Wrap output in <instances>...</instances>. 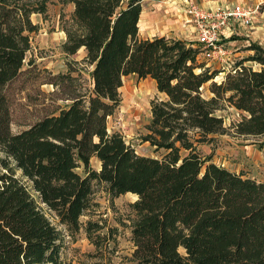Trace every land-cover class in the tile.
Segmentation results:
<instances>
[{"label": "trees", "instance_id": "trees-1", "mask_svg": "<svg viewBox=\"0 0 264 264\" xmlns=\"http://www.w3.org/2000/svg\"><path fill=\"white\" fill-rule=\"evenodd\" d=\"M60 1L74 6L63 51H85L89 86L75 84L73 68L54 76L67 105L14 132L12 88L33 75L25 68L39 29L32 16L46 14L48 0H0V264H67L63 232L44 206L70 235L85 231L93 264H264V182L219 165L199 147L225 132L217 115L224 100L247 113L238 134L264 147V47L248 46L254 54L236 73L213 70L199 62L193 43L141 37L143 0ZM223 71V81H214ZM130 75L152 78L166 94L151 100L143 137L166 151L163 158L139 153L108 130ZM208 82L213 95L206 98ZM93 156L100 171L90 165ZM101 190L109 202L102 211ZM126 193L138 198L121 212L114 201ZM121 227L133 243L126 254L118 249Z\"/></svg>", "mask_w": 264, "mask_h": 264}, {"label": "rangeland", "instance_id": "rangeland-1", "mask_svg": "<svg viewBox=\"0 0 264 264\" xmlns=\"http://www.w3.org/2000/svg\"><path fill=\"white\" fill-rule=\"evenodd\" d=\"M205 2L206 0H146L143 5L144 15L140 21V36L154 37L162 33L169 37L184 39L198 46L199 41L193 32L192 23L187 21L188 11L194 4L203 7L213 4ZM221 2L216 4H221ZM241 3L253 7L260 4V8L254 14L252 26L238 25L231 38L226 41L231 53L230 58L236 64L242 58L254 54L253 51L247 50L251 44L257 43L264 47V0ZM73 8L71 2L63 4L60 0H48V12L46 14L35 13L32 16L33 22L38 24L39 29L31 34L32 48L27 55L25 68L32 67L33 75L30 77L23 75L13 85L11 121L14 132L37 122L39 118L52 112L53 109L67 105L68 101L62 98L59 90L51 83L55 79L54 76L61 73L68 74L73 68L75 70L70 73L78 77L75 84L83 87L89 86L90 66L84 61L85 51L82 49L74 55H69L62 48L66 40L63 25L71 18ZM31 59L33 60L32 65L29 64ZM199 62L205 63L206 67L209 66L213 70L226 69V62L218 59H205L203 55H199ZM245 65L260 68L258 63L252 61H246ZM223 72L216 76L214 81L218 83L223 81L225 71ZM209 83L202 88L203 96L206 98L213 95ZM120 92L121 104L115 113L108 117V130L110 132L119 131L139 153L163 158L166 151H157L149 141H144L143 137L147 134V125L152 119L151 100L165 99L166 94L159 92L152 78L138 79L134 75L124 79ZM217 115L224 119L225 132L216 133L212 141L200 144L201 150L205 154L212 153L213 161L219 165L226 166L237 174L243 173L244 177L264 182V147L260 145V138L245 137L239 135L236 130V125L247 114L224 100L221 102V108L217 110ZM90 165L98 171L101 170V162L95 156L91 158ZM79 172L82 173L83 169L80 168ZM133 194H122L115 199L114 203L119 211L124 212L126 204L137 199V196ZM96 197L102 205L101 211L104 210L109 204L105 192L99 191ZM44 208L51 221L57 224L63 232L65 247L62 259L67 264H93L95 259L90 253L95 252V246L86 237L85 231L82 229L75 235H70L69 231L57 221L55 215L46 206ZM115 214L116 212L109 210L112 225L116 224L113 219ZM86 218L84 217L83 220ZM130 236L129 230L121 227L117 237L120 253L126 254L132 250L133 243L130 241ZM114 261L118 262L119 258L115 257Z\"/></svg>", "mask_w": 264, "mask_h": 264}, {"label": "built area", "instance_id": "built-area-1", "mask_svg": "<svg viewBox=\"0 0 264 264\" xmlns=\"http://www.w3.org/2000/svg\"><path fill=\"white\" fill-rule=\"evenodd\" d=\"M259 8L260 4L253 7L241 2L237 4L221 2L206 7L191 5L187 21L192 23L193 32L198 38L199 54L205 59L226 62L227 71L238 72L241 69L240 65L231 60L226 41L231 38L238 25L252 26L254 14ZM243 113L247 114L244 111Z\"/></svg>", "mask_w": 264, "mask_h": 264}, {"label": "crops", "instance_id": "crops-1", "mask_svg": "<svg viewBox=\"0 0 264 264\" xmlns=\"http://www.w3.org/2000/svg\"><path fill=\"white\" fill-rule=\"evenodd\" d=\"M145 1H146V0H143V2H142V9L144 8L143 5H144V2H145ZM221 1H229V2H233V3H237V2H246V1H250V2L253 1V2H254V1H258V0H206V2H211V3H213V4H214V3H215V4H216V3H220ZM206 2H205V3H206ZM213 4H212V5H213ZM143 15H144V10H143V13H142V16H141L140 21L142 20ZM160 35H166V34H162V33H161ZM160 35H159V36H160Z\"/></svg>", "mask_w": 264, "mask_h": 264}, {"label": "water", "instance_id": "water-1", "mask_svg": "<svg viewBox=\"0 0 264 264\" xmlns=\"http://www.w3.org/2000/svg\"><path fill=\"white\" fill-rule=\"evenodd\" d=\"M135 195H137V194H135ZM137 198H138V195H137Z\"/></svg>", "mask_w": 264, "mask_h": 264}]
</instances>
